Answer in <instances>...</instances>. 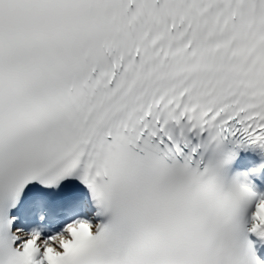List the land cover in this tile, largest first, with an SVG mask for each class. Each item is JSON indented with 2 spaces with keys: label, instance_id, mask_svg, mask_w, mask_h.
Segmentation results:
<instances>
[{
  "label": "snow or ice",
  "instance_id": "1",
  "mask_svg": "<svg viewBox=\"0 0 264 264\" xmlns=\"http://www.w3.org/2000/svg\"><path fill=\"white\" fill-rule=\"evenodd\" d=\"M0 264H264V0H0Z\"/></svg>",
  "mask_w": 264,
  "mask_h": 264
}]
</instances>
